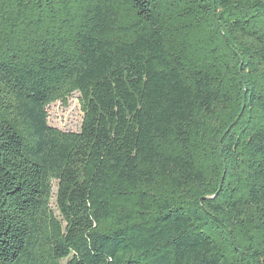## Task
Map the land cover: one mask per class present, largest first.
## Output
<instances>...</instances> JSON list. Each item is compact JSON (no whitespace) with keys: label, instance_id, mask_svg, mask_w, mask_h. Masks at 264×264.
<instances>
[{"label":"trees","instance_id":"16d2710c","mask_svg":"<svg viewBox=\"0 0 264 264\" xmlns=\"http://www.w3.org/2000/svg\"><path fill=\"white\" fill-rule=\"evenodd\" d=\"M0 264H264V0H0Z\"/></svg>","mask_w":264,"mask_h":264},{"label":"rangeland","instance_id":"374dc122","mask_svg":"<svg viewBox=\"0 0 264 264\" xmlns=\"http://www.w3.org/2000/svg\"><path fill=\"white\" fill-rule=\"evenodd\" d=\"M78 94H74L69 99L67 106L61 102L52 104L49 107V123L52 126L58 127L66 131H79L83 119V112L81 110Z\"/></svg>","mask_w":264,"mask_h":264}]
</instances>
